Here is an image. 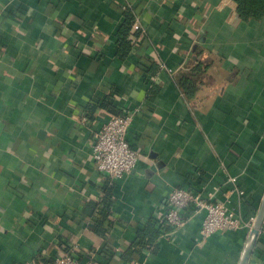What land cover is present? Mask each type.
<instances>
[{
	"label": "crops",
	"instance_id": "obj_1",
	"mask_svg": "<svg viewBox=\"0 0 264 264\" xmlns=\"http://www.w3.org/2000/svg\"><path fill=\"white\" fill-rule=\"evenodd\" d=\"M125 4L140 31L121 56ZM106 100L131 114L140 152L112 182L91 162ZM174 187L256 214L264 17L240 20L233 0H0V264L67 250L84 264H238L250 227L202 239L203 211L153 252L138 237ZM247 264H264V222Z\"/></svg>",
	"mask_w": 264,
	"mask_h": 264
},
{
	"label": "built area",
	"instance_id": "obj_2",
	"mask_svg": "<svg viewBox=\"0 0 264 264\" xmlns=\"http://www.w3.org/2000/svg\"><path fill=\"white\" fill-rule=\"evenodd\" d=\"M127 7L129 5L125 4L124 9ZM131 29L140 31L136 18L132 22ZM130 120L131 114L128 113L111 114L93 135L92 165L111 182L129 173L140 156V152L129 143L126 136ZM201 211H203V217L199 233L202 239L218 231L249 228L255 218L250 216L248 219H243L223 201L211 200L204 198L199 192L174 187L167 194L162 210L153 219L160 230V235H165L166 228L183 229ZM30 264L84 263L67 250L50 259L37 256Z\"/></svg>",
	"mask_w": 264,
	"mask_h": 264
},
{
	"label": "trees",
	"instance_id": "obj_3",
	"mask_svg": "<svg viewBox=\"0 0 264 264\" xmlns=\"http://www.w3.org/2000/svg\"><path fill=\"white\" fill-rule=\"evenodd\" d=\"M233 1L236 3V14L240 20L249 21L252 19H261L264 17V0H233ZM123 13L125 15V21L120 26L117 32V38L119 43L118 53L121 56H124L131 47L130 40L128 37L131 30L132 22L135 18L133 11L130 9V7L125 8ZM178 84L185 94H191L194 90V86H192L190 79L187 78L186 76H181L180 79L178 80ZM101 106L106 110H108L111 114H125L121 112L118 108H116V106H113L112 100H106L102 102ZM103 203L106 206L108 205L105 199ZM250 216H255V215L251 214L248 216V218ZM145 236L149 237L148 239L149 244L147 245L151 247L150 249L152 252L155 251L158 248L155 240H157L158 237L160 236V230L155 225L154 219H151L148 222H146L143 230L138 231V237H145Z\"/></svg>",
	"mask_w": 264,
	"mask_h": 264
},
{
	"label": "water",
	"instance_id": "obj_4",
	"mask_svg": "<svg viewBox=\"0 0 264 264\" xmlns=\"http://www.w3.org/2000/svg\"><path fill=\"white\" fill-rule=\"evenodd\" d=\"M263 222H264V194L260 202L259 208L255 214L254 221L250 227L249 234L245 242L238 264L248 263V260L253 252V248L256 243L258 234L262 228Z\"/></svg>",
	"mask_w": 264,
	"mask_h": 264
}]
</instances>
